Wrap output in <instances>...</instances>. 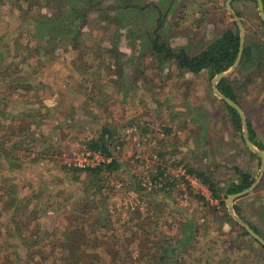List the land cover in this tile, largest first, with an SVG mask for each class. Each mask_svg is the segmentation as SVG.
<instances>
[{"label":"rangeland","instance_id":"1","mask_svg":"<svg viewBox=\"0 0 264 264\" xmlns=\"http://www.w3.org/2000/svg\"><path fill=\"white\" fill-rule=\"evenodd\" d=\"M56 1L58 7L43 11L46 18L38 21L30 16V25L28 18L17 17L16 13L9 16L3 8L0 10V33L6 35L2 51L6 56L18 51L15 60L19 67L14 72L24 75L32 87V92L23 90L18 94L9 86L11 97L7 88L0 91L10 102L6 119L1 122L0 137L15 134L23 112L37 109L42 103L50 109L40 124L47 125L45 136L36 134L42 143L30 148L31 156L37 152L47 156L30 164L25 180L36 185L49 180V190L43 189L39 203H50L57 209L47 212L43 226L57 228L58 239L66 228L65 206L73 208L84 192V186L70 185L66 178L59 180L56 172L50 177L49 170L53 165H80L86 151L94 152L86 146L100 139L107 128L111 132L105 135L107 143H111L107 149L123 168L105 175L102 181L108 189L103 194L108 198L109 211L118 221L114 227L129 221L136 211L141 212L154 223L151 237L160 235L164 262L154 260L159 264H264V248L250 235H243L244 228L226 205L228 188L239 180L238 170L258 178L260 157L247 147L243 129L236 128L226 105L214 93V78L208 69L199 74L179 70L174 61L164 60L151 50V40L157 32L161 42L173 50L183 48L190 55L199 54L233 28L227 0ZM231 8L240 14L246 37L264 49L257 2L233 0ZM63 14L61 28L57 23L44 24L48 17L56 22ZM38 26L44 29L45 38L32 32ZM27 49L34 54L28 60L24 59ZM236 72L240 79L247 75L246 71ZM242 97L246 118L252 123L257 141L264 146V80L250 85L249 93ZM13 138L7 148L19 142ZM22 155L19 157L29 160V155ZM44 162L48 165L34 166ZM6 163L1 168L5 175L0 178V210L8 202V187L21 177L16 176L18 171H8ZM161 164L173 189L147 191L143 182L146 178L153 180ZM190 168L195 173H188ZM199 172L214 177L219 200L212 199L197 176ZM173 178H178L174 180L177 183L170 182ZM70 196L72 199L66 203ZM234 209L264 238V177L254 192L234 202ZM12 213L9 210L0 214V230L8 225L12 228ZM48 241L42 239V244ZM131 248L136 255L137 244ZM6 249L2 255L10 253ZM27 252L21 251V257L10 256L19 264ZM49 252L45 253L47 262L42 264H53L60 256L59 251L56 258ZM148 258L141 264H151ZM35 260L40 261V257L35 256Z\"/></svg>","mask_w":264,"mask_h":264},{"label":"trees","instance_id":"2","mask_svg":"<svg viewBox=\"0 0 264 264\" xmlns=\"http://www.w3.org/2000/svg\"><path fill=\"white\" fill-rule=\"evenodd\" d=\"M54 7H58L56 0H0V10L3 8L5 12H8L7 15L9 16H14V13H16L19 14L17 17L28 18V25L32 24V18H29L30 16L40 21L46 18L43 11L50 8L54 9ZM237 15L241 17L240 14L237 13ZM48 18L50 19L48 22H44L45 25L57 23V27L59 28H61L59 21L61 23L65 21L64 14L56 18V22H54L55 19ZM260 26L264 29L263 22L260 23ZM43 31L44 29L38 26L37 30L35 29L32 32L35 36L39 35L41 38H45L46 35ZM5 38L6 35H1L0 33V91H6L7 88V95L10 97L11 88L9 86H13V90L18 94L23 90L32 92L31 84L27 78L20 72H14L19 67V62L15 60L19 57L18 51L10 52L8 56L2 51L3 46L1 42L4 43ZM72 43H74V40ZM239 47L240 36L235 23H233V28H230L197 55H190L183 48L179 51L173 50L172 47L161 42L157 32L156 38L151 40V50L155 54L162 56L164 60L174 61L179 70L199 74L208 69L212 78L219 73L228 71L233 66L239 53ZM15 48H18V44L15 45ZM32 54L31 50L27 49L24 59L28 60ZM4 59H7V61ZM244 71H246L245 73L247 75H242L241 79L234 72L218 84L219 92L237 103L243 110L245 108L242 102V95L249 93L250 85L255 84L259 79L264 80V49L254 43V41H250L249 36L246 37L243 57L236 73L241 74ZM3 96L4 93L0 92V129L2 128L1 122L6 119V109L10 103L8 102V97ZM224 104L232 115V120L236 128L239 131L242 130V122L239 114L235 109L226 103ZM49 111L48 105L42 103L37 109H30L27 112H23L24 116L21 122L18 123L13 131L15 134L8 135L10 140L5 136L0 137V178L3 179L5 175V172H2L1 169L4 161L7 162L8 171H18L16 176H21L17 181L13 180L12 185L8 187L10 189L7 199L8 202L0 210V214L3 211L13 210L11 218L12 228L8 225L6 229L0 230V238L3 239L1 242L2 246H0L2 248L0 249V264H17L11 256L21 257V251L28 252L24 262L19 264H42L44 260H47L45 253L48 250L50 251L48 254L53 258H56L58 251L60 253L59 258H56V262L53 264H141L144 258L148 257H150L148 259L151 264H159L154 261L156 259L164 262V257H161L162 253L159 247L160 235L151 237V227L154 223L150 222L148 218L145 219L141 212L136 211L129 221H126L118 227H114L115 224H118V221H114L109 211L106 203L108 198L103 194L108 189H106L102 181L105 180V175H113L120 170L123 171V168L120 161L114 159L107 149L111 145V143H107L105 137L108 133L111 134L107 128L104 129L100 139L91 141L86 147L91 151L103 150L106 155L113 158L110 164H102L97 167L87 166L85 168L79 167L78 165H53L52 169L49 170L48 175L50 177L53 175L52 173L56 172L59 180L66 178L70 181V185H75L79 188L84 186V192L82 193L80 191L81 196L75 201L73 208L65 206L67 211L63 210V213L67 215L65 220L66 228L62 233H59L61 235L58 239L56 238L57 228L50 230L43 226V219L47 216V212L49 213L51 209L53 212H56L57 209L53 205H50V203L46 205L39 203L43 189L46 188V190H49L47 186L49 180L42 181L39 185L31 181H26L25 183V180L29 174L30 164H33V161L39 162L42 155L47 156L39 152L31 156L32 151H30V148L33 144L42 143L36 134L40 133L43 137L45 136L44 131L47 125L43 124L40 126V124L42 122L41 119L47 116ZM70 111L74 110L71 109ZM68 113L70 114V112ZM68 118L70 119L69 115ZM247 121L251 142L260 150H264V146L256 139L257 134L251 121ZM14 136L19 139V142L7 148L6 144L12 141ZM19 154L22 157V154L29 155V160H23L22 157H19ZM42 164L48 165V163L44 162L34 163V166L37 168L38 165ZM188 173H195V170L190 168L188 169ZM238 175V182L231 184L227 190L226 198L229 195L247 189L255 182V179L249 173L238 170ZM197 176L203 185L207 186L212 195V199L219 200V187L213 179L214 177L206 172H199ZM117 178L120 179L121 183L123 182L119 176ZM56 182L57 184L60 183V181ZM168 185L172 184L169 183ZM57 188L54 187V190ZM167 188L173 189L172 186H167ZM164 193L166 197L167 195L170 196V193ZM2 198L0 195V199ZM71 199L72 196L66 198L65 202L68 203ZM200 199L204 201V198L200 197ZM221 205L225 206V202L222 201ZM235 209L237 210L236 207ZM135 221L138 222L132 224ZM33 223L34 226L32 227ZM251 228L263 237V234L255 226L251 225ZM243 231L244 236H249L245 230ZM32 236L33 238L31 239ZM45 238H48L49 241L42 244V239ZM133 244H137L136 255H134V250L131 248ZM5 249L10 253L2 255V251H5ZM139 250L141 251L139 252ZM10 254L13 255L10 256ZM35 256H39L40 261H36ZM126 257L128 260L125 259Z\"/></svg>","mask_w":264,"mask_h":264},{"label":"water","instance_id":"3","mask_svg":"<svg viewBox=\"0 0 264 264\" xmlns=\"http://www.w3.org/2000/svg\"><path fill=\"white\" fill-rule=\"evenodd\" d=\"M258 5V10H259V16L261 21L264 23V3L263 0H255ZM233 0H227L226 1V8L227 11L232 15L234 19V23L237 25L238 30H239V36H240V47H239V53L237 56L236 61L234 62L233 66L226 72L219 73L214 77L213 80V91L217 95L218 98H220L224 103L232 107L233 109L236 110V112L239 114L241 122H242V129H243V138L245 141V144L247 147L255 154H257L260 159H261V167H260V173L258 178L255 180V182L248 187L247 189L236 193L229 195L227 200H226V205L228 207L230 215L233 217V219L241 225L242 228L254 239L256 240L263 248H264V238L259 235L257 232H255L251 226H249L244 220L239 218L234 209V202L248 196L250 193L254 192L261 184L263 177H264V151L260 150L257 148L253 142H251L249 138V132H248V121L246 118V115L243 111V109L234 101L231 99L227 98L223 94H221L218 90V84L226 77L230 76L232 73H234L240 65L241 59L243 57V52L245 48V43H246V29L240 19V17L232 10L231 8V3Z\"/></svg>","mask_w":264,"mask_h":264},{"label":"built area","instance_id":"4","mask_svg":"<svg viewBox=\"0 0 264 264\" xmlns=\"http://www.w3.org/2000/svg\"><path fill=\"white\" fill-rule=\"evenodd\" d=\"M85 157H86V159L84 160V162H82L80 165H78L79 167H82V168H85L87 166L88 167L89 166L90 167H97V166H100L102 164H110L113 160V158L107 156L103 150L94 151L93 153L86 151ZM89 161H91V162H89ZM159 170H161V171H159ZM164 170H165V167L162 166V164L159 165V168L156 170V173L153 177V180L146 178L145 181L143 182L142 186L147 191L163 189V188H166L167 186H169L168 185L169 181H166V177L168 175L166 174V172L162 173V171H164ZM175 179L178 180V178H173V180H170V182H176V181H174ZM189 183L193 185V181L190 180V178H189ZM184 197L187 198V195L185 194Z\"/></svg>","mask_w":264,"mask_h":264}]
</instances>
